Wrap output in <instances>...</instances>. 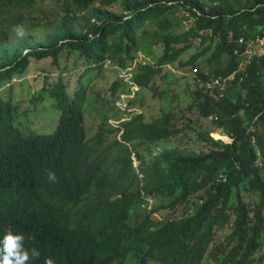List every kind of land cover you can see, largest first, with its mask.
<instances>
[{
    "label": "trees",
    "instance_id": "1",
    "mask_svg": "<svg viewBox=\"0 0 264 264\" xmlns=\"http://www.w3.org/2000/svg\"><path fill=\"white\" fill-rule=\"evenodd\" d=\"M256 33L264 0H0V239L23 233L40 252L29 264H264V55L237 69ZM148 39L158 53L135 60ZM62 51L75 84L45 72L30 98H51L56 122L23 133L9 82L32 61L58 65ZM106 63L159 101L165 66L204 82L233 76L221 88L195 82L184 107L148 120L114 112L109 125L100 109L86 137L89 79ZM186 132L200 147L173 143Z\"/></svg>",
    "mask_w": 264,
    "mask_h": 264
},
{
    "label": "rangeland",
    "instance_id": "2",
    "mask_svg": "<svg viewBox=\"0 0 264 264\" xmlns=\"http://www.w3.org/2000/svg\"><path fill=\"white\" fill-rule=\"evenodd\" d=\"M184 22L187 23L186 20ZM150 41L151 40L148 39L144 42V46L140 45L135 60L144 59L146 61H152V56L156 55L159 49L155 46H147ZM73 58L74 57L72 55H65L64 51H62L58 59V65H52L48 59L35 62L32 61L30 62L26 72H24L21 76L14 77L9 82L11 85V98L18 105L14 124L21 132L47 133L52 130L57 117V109L54 106V101L49 97H45L41 101H34V99L30 98V94L32 91H35L34 89L37 90L39 88V84L42 79L41 76H43L45 72L48 73V81H52L59 73L62 72L61 74H64L62 77H65L70 86H73L75 84V68L71 65ZM78 62L79 60H77L76 63ZM127 71V69H119L106 63L103 66L102 71L95 74L94 77H90L91 79H89V83L92 84L93 89L89 90L86 95V104L88 105V110L84 115L86 137H89L92 134L93 129H95V124L100 118V109L110 107V109L106 111L107 116L109 117L107 123L109 125H114L116 123L115 121H117L113 120L116 119L113 116L114 112L120 117H127L128 112H142L144 119L148 120L151 115L157 113L159 106H164L165 108L170 106L173 108H177L178 106L184 107L191 100L189 93L196 82V80H194L193 71H179L171 66H165L162 69V72L167 73V81H169V83L165 86V91H162L160 94L162 101L152 97L149 93L150 90L148 91L146 88H137L134 85L129 84L130 82L128 81ZM114 79H119L122 84L117 88L116 94H110L107 87ZM124 83L129 85L125 86L126 84ZM162 87H164V83H162L158 89L160 90ZM8 93L9 89L6 85L4 88L0 89L1 96L6 97ZM116 95L118 96L116 97ZM92 104L95 106L91 107ZM98 104L100 108L96 107ZM117 109L119 112H117ZM188 115L189 118L195 119L196 112L193 111V113ZM193 123L196 128L198 124L202 125L199 119H195ZM209 134L213 138L228 140L226 135L218 131H212ZM161 143L167 146L170 145V142L167 141H163ZM173 143L193 149L200 147L197 142V138L191 132H186V134L176 137ZM131 158L134 162L133 155ZM154 203V200H149L150 205H153Z\"/></svg>",
    "mask_w": 264,
    "mask_h": 264
},
{
    "label": "clouds",
    "instance_id": "3",
    "mask_svg": "<svg viewBox=\"0 0 264 264\" xmlns=\"http://www.w3.org/2000/svg\"><path fill=\"white\" fill-rule=\"evenodd\" d=\"M18 35L23 36L22 30L17 29ZM116 122V121H115ZM48 180L55 182V173H48ZM33 239L34 236H29ZM40 252L36 248L25 247V235L15 233L11 227L5 229L2 239H0V264H29L30 260L39 259ZM44 264H54L52 258H45Z\"/></svg>",
    "mask_w": 264,
    "mask_h": 264
},
{
    "label": "built area",
    "instance_id": "4",
    "mask_svg": "<svg viewBox=\"0 0 264 264\" xmlns=\"http://www.w3.org/2000/svg\"><path fill=\"white\" fill-rule=\"evenodd\" d=\"M237 42L243 43L244 39L243 37L237 38ZM238 51L237 48L234 49V52ZM241 55H243V60L239 62L237 69H240L244 64L249 63L251 58L255 55H264V33H256L252 35L247 42H245V45L243 49L241 50ZM233 73L228 74L224 77H217L212 79L211 81L204 82L200 80L199 78L196 79L197 84H205L206 87H212L217 86L221 88L225 81H228L232 78Z\"/></svg>",
    "mask_w": 264,
    "mask_h": 264
},
{
    "label": "bare ground",
    "instance_id": "5",
    "mask_svg": "<svg viewBox=\"0 0 264 264\" xmlns=\"http://www.w3.org/2000/svg\"><path fill=\"white\" fill-rule=\"evenodd\" d=\"M217 135V134H216Z\"/></svg>",
    "mask_w": 264,
    "mask_h": 264
}]
</instances>
